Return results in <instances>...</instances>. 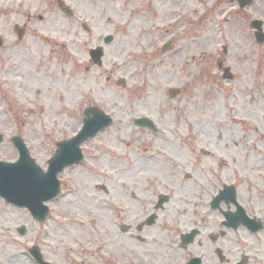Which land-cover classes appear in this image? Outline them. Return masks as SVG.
<instances>
[{"label": "rangeland", "instance_id": "obj_1", "mask_svg": "<svg viewBox=\"0 0 264 264\" xmlns=\"http://www.w3.org/2000/svg\"><path fill=\"white\" fill-rule=\"evenodd\" d=\"M20 1L24 19L31 16L26 38L15 47L14 24L26 20H13L8 12L11 0H0V34L5 38L0 50V132L8 140L20 134L37 165L47 171L56 144L81 128L86 107L103 109L114 124L84 145L87 158L82 164L60 176L69 194L49 204L46 226L38 228L26 210L12 209L0 199V252L22 253L25 264L34 263L27 247L35 244H20L16 226L21 225L41 233L57 225L66 227L74 239L69 257L75 263L82 259V244L74 233L85 240L107 236L119 246V166L139 156L144 147L155 156L165 145L164 153L171 158L178 150L186 154L188 148H199L202 145L195 144L203 140L213 162L201 153L191 155L207 160V172L212 167L209 183L215 188L217 181L235 186L248 214L264 221V44L256 43L250 28L254 19L264 22V0L238 12L235 0H61L72 8L73 18L61 12L59 0H18L17 4ZM82 24L89 26L90 33ZM107 36L114 39L109 45L104 43ZM166 42L173 48L162 55L160 46ZM98 46L105 52L102 67L94 66L89 56ZM19 57L27 59L23 78L13 77L20 71ZM38 60L42 69L35 74ZM225 68L231 69L232 81L224 80ZM121 79L125 86L117 85ZM170 88L181 91L173 100L168 97ZM140 117L161 126V137L135 128L133 119ZM203 122L209 124L207 138L198 135ZM176 130L178 138L171 140ZM137 140L145 142L141 146ZM256 147L260 153L254 154ZM95 151L97 160L91 158ZM6 157L0 153V160ZM205 193L201 189L200 200ZM182 204L160 217L174 244L181 234L199 228L202 220L213 221L211 227L220 225L226 236L212 243L208 234L219 235L220 230H205L203 246L175 252L174 264H185L194 255L202 257V264H236L243 255L249 264H264V230L256 235L244 227L226 230L219 212L204 215V208L194 200ZM230 209L235 211L233 205ZM104 222L110 228L102 226ZM31 238L29 233L27 241ZM48 245L45 258L59 264L62 255H54L58 246ZM215 248L226 262L219 261Z\"/></svg>", "mask_w": 264, "mask_h": 264}, {"label": "flooded vegetation", "instance_id": "obj_2", "mask_svg": "<svg viewBox=\"0 0 264 264\" xmlns=\"http://www.w3.org/2000/svg\"><path fill=\"white\" fill-rule=\"evenodd\" d=\"M17 2L18 0H11L8 12L13 20L17 21V18H19L20 20L23 19L26 21L23 24H14L12 36H16V44H14L15 47L20 46L24 41V38L18 37V32L15 27H22L26 33L28 21L31 16L28 14L26 19H24L25 14L20 10L23 5L22 1L18 4ZM39 20H42L41 16H39ZM18 62L20 71L18 69L19 74L14 73L13 77L23 78L26 68L24 65L25 62H27V59L26 57H19ZM41 69L42 65L40 60H38L36 66L34 67V73H40ZM135 128L140 129L141 132H146L148 135L153 134V136H156L157 133H159L158 131L155 132L149 130L148 128L136 126ZM144 142L145 141L141 142L140 140H137L139 145ZM4 143L5 141L2 144ZM6 144L7 147H2V145L0 146V153L8 156L6 157L8 160L11 158L10 161H13L15 160L17 151L13 146L11 137ZM130 146L131 144L128 143V147ZM163 146L161 145L159 147L162 152H165L167 148ZM5 149H7V151ZM97 149L101 148L97 147ZM201 152L202 154H205L203 150H201ZM194 153V151H190L189 149L186 154L178 150V153L171 158L166 156L158 157L159 155H149V150L144 147L139 156L128 159L126 165H121L119 167V180L121 188V192L118 195V208L120 213L118 219L120 221L117 223L120 235V237L118 236L120 239L119 246L117 244H110L107 236H102L97 238V240L90 238L85 240V238L79 237V239L83 240V246L79 251V256L82 257V259L80 263H75L74 261H71V258L69 257V254L72 251L70 250L72 246L71 244L74 239L72 238L71 233H69L65 227L60 225H57L52 230H44L43 233H41L36 227L29 230L24 225L19 227L16 226V232L20 236V244L27 247L32 241V244L38 246L43 256H47L46 252L50 249L48 244L57 245L58 248L55 249L54 255L57 258L62 255V257L57 260L59 264H174L175 252L184 253L187 248H181L179 242L175 247L172 240H169L167 237L169 236L168 229L165 227V223L160 221V217L163 213L169 211L170 208L180 206L179 204L182 203L185 207L193 200L194 203H199L200 207L205 209L207 206L208 209H210L214 196L221 188V183H219V181H217L219 185L217 184L216 188L209 183V179H207V177L212 167L209 168L207 172V162H205L202 157L198 155H191ZM97 154L98 151H95L93 155L90 154L91 158L94 157V159L97 160ZM188 158L193 159V162H189ZM213 160L214 157L211 156V161L213 162ZM159 175L161 178H159ZM195 179H199L197 181V186L195 185ZM209 188H211V190H209ZM201 189L203 191L206 190L205 196L202 200H200L199 197V195H202ZM102 191L106 195L108 194L107 190L102 189ZM179 194L185 197L182 199L177 198L179 197ZM192 194L195 195L192 196ZM190 197L192 198L191 201H189ZM206 197L207 199H205ZM6 205L12 209L21 210L10 204ZM71 205L72 203H68L67 206L70 207ZM155 212H157L155 222L152 225H148L146 223L147 218ZM35 224L38 228H40L44 227L43 225L48 223L41 224L35 221ZM22 227L26 228L24 234L19 233V229ZM215 227L219 229L218 224L217 226L214 225L213 228ZM213 228L211 227L210 230ZM29 233L32 234V238L30 241H27ZM51 233L53 236H56L51 237ZM211 234H214V232L208 234L210 241L212 240V243H216L218 240L217 237L213 239ZM202 235L205 234L200 230L198 239L193 245L200 247L203 246ZM63 249L66 250L64 254H61L60 251ZM218 249L219 248H215V253ZM27 251L28 255L31 256L29 253V247H27ZM9 252L10 251L6 249L5 251L1 250V264H14L11 263V260L6 258V254ZM20 255L21 257L23 256L22 253H20ZM22 258H24V256ZM224 262H226V260Z\"/></svg>", "mask_w": 264, "mask_h": 264}, {"label": "water", "instance_id": "obj_3", "mask_svg": "<svg viewBox=\"0 0 264 264\" xmlns=\"http://www.w3.org/2000/svg\"><path fill=\"white\" fill-rule=\"evenodd\" d=\"M247 2L251 3L252 0H247ZM62 9L65 13L71 15L69 8L62 5ZM253 27L259 30V32L256 33L257 41L263 42L264 34L261 30V24L254 22ZM111 40L112 38H108L107 42ZM1 46L2 39L0 38V47ZM92 56L96 63H100L101 57L103 56L102 50L99 49L92 52ZM226 77L231 78L228 74H226ZM177 94V90H171V97ZM86 116L87 118L84 120L82 132L72 141L63 143L59 146L58 153L49 161V171L47 173H44L35 165L34 161L29 157L25 145L21 140L16 139L15 144L20 151V159L16 164L0 163V196L20 206L26 205L30 207L36 217H44L46 208L43 206V202L53 199L59 193L58 174L63 171L65 167L80 161L79 146L84 141L96 136L100 130L112 124V120L97 109H88L86 111ZM135 123L139 125H152V122L148 119L135 120ZM1 141L2 138L0 135V142ZM23 189L24 191H22ZM19 190H21L20 193ZM19 196L24 197L23 201L20 200V202H17L14 200ZM225 197L228 203H235V195L232 189L226 188V191L221 193L217 202L219 203L220 200ZM238 210L236 214L225 213V216L229 219V222L226 224L227 226H232L236 229L239 225L245 224L254 231L261 229L259 224L254 223V221L246 217L244 211L239 206ZM43 219L44 218H42V220ZM194 237L195 232L185 236L183 238L184 244L192 242ZM189 264H200V262L199 260H193Z\"/></svg>", "mask_w": 264, "mask_h": 264}, {"label": "bare ground", "instance_id": "obj_4", "mask_svg": "<svg viewBox=\"0 0 264 264\" xmlns=\"http://www.w3.org/2000/svg\"><path fill=\"white\" fill-rule=\"evenodd\" d=\"M199 125L200 126H198V129H197V131L198 132H200V134L202 135V136H206L207 135V133L209 132V124L208 123H199ZM201 126H204V129H203V127H201ZM214 137V136H213ZM261 137H263V135L261 136ZM196 146L198 145V144H195ZM199 146V145H198ZM194 148H196L195 146H194ZM199 148H200V146H199ZM199 148H196V149H199ZM254 154L256 153V152H258V148L256 147L255 149H254ZM258 153H260V152H258ZM256 155H258V154H256ZM207 162V161H206ZM227 162V161H226ZM221 163V162H220ZM226 166V164L224 163V162H222V166ZM222 179V178H221ZM185 196H183V195H181V194H179V197H177V198H180V199H182V198H184ZM191 197L189 198V201H191ZM204 213V215L206 214L205 212H203ZM5 224V223H4ZM7 226V225H6ZM5 226V227H6ZM102 226H104V227H107V228H110V226H109V224L108 223H102ZM75 234V236L77 237V235H76V233H74ZM6 258L8 259V260H11L12 262H14V264H20L21 263V261H22V263L21 264H25V259L24 258H22L21 256H19V255H17L15 252H9V253H7L6 254ZM29 264V263H28Z\"/></svg>", "mask_w": 264, "mask_h": 264}]
</instances>
